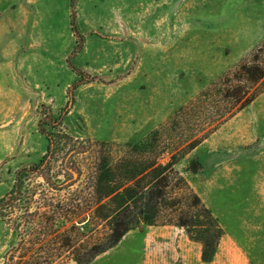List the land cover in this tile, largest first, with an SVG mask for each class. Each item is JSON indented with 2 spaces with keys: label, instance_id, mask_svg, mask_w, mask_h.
Masks as SVG:
<instances>
[{
  "label": "rangeland",
  "instance_id": "374dc122",
  "mask_svg": "<svg viewBox=\"0 0 264 264\" xmlns=\"http://www.w3.org/2000/svg\"><path fill=\"white\" fill-rule=\"evenodd\" d=\"M70 16V0H0V198L16 170L46 151L38 121L59 113L80 78L67 57L92 80L75 89L60 129L124 144L144 138L264 40V0H77L83 42L72 55ZM68 143L53 172L70 145L80 149ZM176 168L223 228L212 262L201 260L200 243L183 227L140 222L86 264H264V87ZM21 211L0 206V259Z\"/></svg>",
  "mask_w": 264,
  "mask_h": 264
},
{
  "label": "trees",
  "instance_id": "16d2710c",
  "mask_svg": "<svg viewBox=\"0 0 264 264\" xmlns=\"http://www.w3.org/2000/svg\"><path fill=\"white\" fill-rule=\"evenodd\" d=\"M76 2L70 0L76 37L70 55L83 42ZM67 64L80 78L68 87V100L59 113L49 111L38 121V130L48 142L46 151L38 162L16 170L11 189L0 198L2 209L10 213L22 209L13 227L15 241L0 264H86L140 222L183 227L191 240L200 243L201 260L211 262L223 228L176 164L261 92L264 40L134 143L79 140L60 129L75 89L92 80L75 67L71 56ZM53 128L60 133H53ZM69 141L77 142L80 149L70 145L59 172H53L55 156ZM196 170L197 166L192 168ZM19 202L23 204L16 208Z\"/></svg>",
  "mask_w": 264,
  "mask_h": 264
},
{
  "label": "crops",
  "instance_id": "0c3cea01",
  "mask_svg": "<svg viewBox=\"0 0 264 264\" xmlns=\"http://www.w3.org/2000/svg\"><path fill=\"white\" fill-rule=\"evenodd\" d=\"M216 254V253H215ZM212 262V261H211ZM207 263H209V262H207Z\"/></svg>",
  "mask_w": 264,
  "mask_h": 264
}]
</instances>
